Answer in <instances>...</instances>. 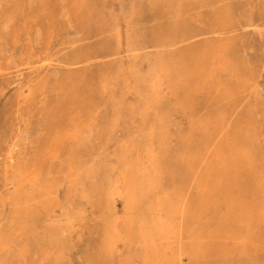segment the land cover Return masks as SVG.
<instances>
[{
    "label": "rangeland",
    "instance_id": "1",
    "mask_svg": "<svg viewBox=\"0 0 264 264\" xmlns=\"http://www.w3.org/2000/svg\"><path fill=\"white\" fill-rule=\"evenodd\" d=\"M262 199L264 0H0V264H264Z\"/></svg>",
    "mask_w": 264,
    "mask_h": 264
},
{
    "label": "bare ground",
    "instance_id": "2",
    "mask_svg": "<svg viewBox=\"0 0 264 264\" xmlns=\"http://www.w3.org/2000/svg\"><path fill=\"white\" fill-rule=\"evenodd\" d=\"M262 198H263V197H262ZM262 200H264V199H262ZM258 202H260V200H259ZM232 204H233V203H232ZM259 204H260V203H259ZM260 205H261V204H260ZM247 206H248V205H247ZM252 206H253V205H252ZM263 206H264V205H263ZM249 207H250V209H251V206H249ZM258 210H259V209H258ZM263 210H264V209H263ZM252 211H253V210H252ZM237 212H238V211H236V213H237ZM256 212H257V211H256ZM256 214H258V213H256ZM256 214H255V215H256ZM240 215H241V214H240ZM261 215H262V214H261ZM238 216H239V215H237V218H238ZM252 216H253V215H252ZM240 217H241V216H239V218H240ZM234 219H235V218H234ZM261 219H262V218H261ZM236 220H237V219H236ZM255 220H256V219H255ZM224 222H225V221H224ZM257 222H258V221H257ZM258 223H259V222H258ZM225 224H226V223H225ZM227 225H228V224H227ZM223 230H224V229H223ZM215 231H216V230H215ZM225 232H226V231H225ZM217 233H218V232H217ZM141 234H142V233H141ZM218 235H219V234H218ZM224 235H226V234L224 233ZM248 237H249V236H248ZM248 237H247V238H248ZM250 237H251V236H250ZM251 238H252V237H251ZM253 238H254V237H253ZM254 239H255V238H254ZM251 240H252V239H251ZM243 245H244V244H243ZM242 248H243V247H242ZM256 249H260V248H256ZM256 249H255V250H256ZM246 250H247V248H246ZM248 250H249V249H248ZM244 251H245V246H244ZM249 251H250V250H249ZM249 251H248V252H249ZM244 253H245V252H244ZM250 253H251V252H250ZM149 264H150V263H149Z\"/></svg>",
    "mask_w": 264,
    "mask_h": 264
}]
</instances>
